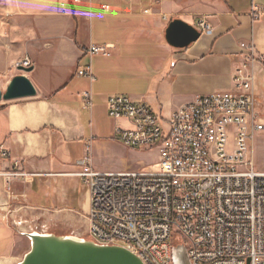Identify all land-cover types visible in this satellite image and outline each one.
Returning <instances> with one entry per match:
<instances>
[{
    "label": "crops",
    "instance_id": "crops-1",
    "mask_svg": "<svg viewBox=\"0 0 264 264\" xmlns=\"http://www.w3.org/2000/svg\"><path fill=\"white\" fill-rule=\"evenodd\" d=\"M255 8L264 9V0H0V88L5 92L29 61L37 90L32 98L0 102V264H16L12 221L40 218L63 236L87 234L91 194L75 175L84 169L87 146L94 171L124 173L92 152L118 139V123L108 115L111 96L150 104L168 119L199 96L234 90L245 61L241 44L264 54V14L255 20ZM175 20L201 38L187 49L171 47L165 34ZM91 45L114 49L94 62ZM82 66L91 67L93 80L78 75ZM255 74L264 123V65ZM12 172L31 177L8 178Z\"/></svg>",
    "mask_w": 264,
    "mask_h": 264
},
{
    "label": "built area",
    "instance_id": "built-area-1",
    "mask_svg": "<svg viewBox=\"0 0 264 264\" xmlns=\"http://www.w3.org/2000/svg\"><path fill=\"white\" fill-rule=\"evenodd\" d=\"M263 14L255 8L252 17ZM200 27L209 28L203 22ZM241 48L245 61L233 77V91L199 96L168 119L127 96L108 99V115L118 123L116 138L129 149L157 148L159 161L150 172L101 174L93 170L87 146L79 163L84 169L75 174L91 194L87 240L124 247L144 264H175L176 242H183L191 264H264V172L255 170L251 147L264 131L255 95V67L264 65V54L253 45ZM113 49L91 45L87 53L110 57ZM78 75L93 80L90 66ZM84 99L90 107L91 94ZM12 226L24 233L51 229L40 218L12 221Z\"/></svg>",
    "mask_w": 264,
    "mask_h": 264
},
{
    "label": "water",
    "instance_id": "water-1",
    "mask_svg": "<svg viewBox=\"0 0 264 264\" xmlns=\"http://www.w3.org/2000/svg\"><path fill=\"white\" fill-rule=\"evenodd\" d=\"M201 32L182 20L172 21L165 34L167 43L175 49H187L200 38ZM23 73L14 77L5 92L0 88V102H11L37 95L27 74L33 68L21 66ZM31 249L18 264H144L134 253L121 246H103L76 236L53 233H24ZM175 264H191L184 245L174 248Z\"/></svg>",
    "mask_w": 264,
    "mask_h": 264
},
{
    "label": "rangeland",
    "instance_id": "rangeland-1",
    "mask_svg": "<svg viewBox=\"0 0 264 264\" xmlns=\"http://www.w3.org/2000/svg\"><path fill=\"white\" fill-rule=\"evenodd\" d=\"M100 58L101 57L99 56H94V62ZM84 68L85 66L81 67V69ZM101 144L102 143H97L92 148V152L96 153L95 157L101 154V158L104 159L107 166L119 168L124 173H145L153 171L159 161L157 148L149 151L129 149L125 147L119 139L113 141L112 143H107L105 147ZM251 147L255 170L258 172H264V131L254 138ZM21 232V230L17 231V246L11 260L12 263L16 264L20 263L31 249L30 240L21 237ZM50 233L63 236L60 231L57 232L54 228H52V226ZM83 238L86 239L85 236H83Z\"/></svg>",
    "mask_w": 264,
    "mask_h": 264
},
{
    "label": "trees",
    "instance_id": "trees-1",
    "mask_svg": "<svg viewBox=\"0 0 264 264\" xmlns=\"http://www.w3.org/2000/svg\"><path fill=\"white\" fill-rule=\"evenodd\" d=\"M175 244H176V246H179V245H182L183 242H176Z\"/></svg>",
    "mask_w": 264,
    "mask_h": 264
}]
</instances>
